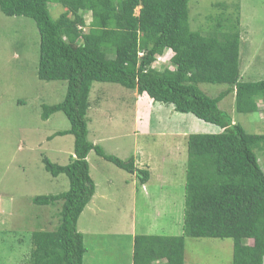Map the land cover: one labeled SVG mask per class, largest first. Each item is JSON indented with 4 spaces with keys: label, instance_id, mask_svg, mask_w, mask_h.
I'll return each mask as SVG.
<instances>
[{
    "label": "trees",
    "instance_id": "obj_1",
    "mask_svg": "<svg viewBox=\"0 0 264 264\" xmlns=\"http://www.w3.org/2000/svg\"><path fill=\"white\" fill-rule=\"evenodd\" d=\"M189 1L0 0L5 15L35 21L39 79L67 83L64 101L44 105L42 118L62 112L70 129L55 135L74 137L67 165L43 158L50 175L68 178L69 189L33 199L38 206L62 207L55 227L32 233L29 264H84L87 248L78 220L96 191L87 161L91 151L136 176L139 186L149 182V170L140 169L134 158L123 161L89 141L87 115L95 82L136 90L219 128L215 134L189 136L183 235L136 234L132 264H185V238L232 239L233 264H264V169L259 157L260 152L264 156V134L248 133L219 107L233 94L237 113H259L264 80L243 78L240 23L226 17L228 5H214L222 14L211 18L214 25L205 35L191 29ZM49 3L63 7L57 19ZM165 56L170 65L156 66ZM203 83L228 88L209 97L199 88Z\"/></svg>",
    "mask_w": 264,
    "mask_h": 264
},
{
    "label": "rangeland",
    "instance_id": "obj_2",
    "mask_svg": "<svg viewBox=\"0 0 264 264\" xmlns=\"http://www.w3.org/2000/svg\"><path fill=\"white\" fill-rule=\"evenodd\" d=\"M217 3L228 5L226 17L239 20L242 73L249 65L246 57L252 59L244 80H264V0H190L193 31L209 33L214 25L211 18L222 14L223 9L214 6ZM48 6L53 19L64 11L56 3ZM86 18L89 22L91 16ZM39 45L34 20L0 11V264H29L32 233L55 227L62 207L38 206L33 199L69 189L65 175L53 177L43 164L47 157L67 165L74 137L55 135L70 129L62 112L42 118L44 105L64 101L67 83L39 79ZM162 64L170 65L167 56L158 59L156 66ZM199 88L209 97H217L228 86L203 83ZM90 101L89 141L123 161L134 158L140 169L149 170L150 179L139 186L136 176L91 151L87 161L96 192L78 220L87 248L84 264H131L128 231L183 235L189 136L215 134L219 128L119 84L93 83ZM219 107L248 133L264 134L263 101L259 113L253 114L237 113L233 94ZM259 157L264 169L261 152ZM185 239V264H233L232 239Z\"/></svg>",
    "mask_w": 264,
    "mask_h": 264
},
{
    "label": "crops",
    "instance_id": "obj_3",
    "mask_svg": "<svg viewBox=\"0 0 264 264\" xmlns=\"http://www.w3.org/2000/svg\"><path fill=\"white\" fill-rule=\"evenodd\" d=\"M241 39H242V37H241ZM242 41V40H241ZM241 49H242V47H241ZM171 52L168 50V51H166V55H169ZM241 56H242V54H241ZM245 60H247V62H249V65H248V68H244L243 69V74H245V75H248L249 74V69H250V67H251V63H252V59H247V57H246V59ZM163 65V64H162ZM96 192V191H95ZM137 234V232H136V229H132V230H130V231H128V233H127V237H129V240H131V246L133 247V241H134V237H135V235ZM131 264H132V260H131Z\"/></svg>",
    "mask_w": 264,
    "mask_h": 264
},
{
    "label": "clouds",
    "instance_id": "obj_4",
    "mask_svg": "<svg viewBox=\"0 0 264 264\" xmlns=\"http://www.w3.org/2000/svg\"><path fill=\"white\" fill-rule=\"evenodd\" d=\"M142 55V54H141ZM162 57H159V59H161Z\"/></svg>",
    "mask_w": 264,
    "mask_h": 264
}]
</instances>
